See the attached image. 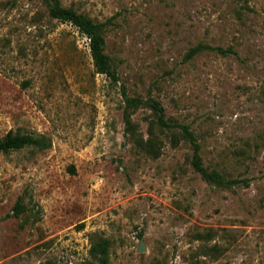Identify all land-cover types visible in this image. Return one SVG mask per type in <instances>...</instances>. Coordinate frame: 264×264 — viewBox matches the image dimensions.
I'll use <instances>...</instances> for the list:
<instances>
[{
    "label": "rangeland",
    "instance_id": "rangeland-1",
    "mask_svg": "<svg viewBox=\"0 0 264 264\" xmlns=\"http://www.w3.org/2000/svg\"><path fill=\"white\" fill-rule=\"evenodd\" d=\"M60 1L108 22L118 80L45 0H0V137L51 140L0 151V264H99L95 234L108 264H264V0ZM198 43L226 52L186 59ZM125 96L159 100L239 182H207L149 106L128 126Z\"/></svg>",
    "mask_w": 264,
    "mask_h": 264
},
{
    "label": "trees",
    "instance_id": "trees-1",
    "mask_svg": "<svg viewBox=\"0 0 264 264\" xmlns=\"http://www.w3.org/2000/svg\"><path fill=\"white\" fill-rule=\"evenodd\" d=\"M48 5L49 12L54 18H58L62 21L70 22L75 25L81 33L85 34L89 38L90 51L93 57L95 69L97 72L106 74L113 80H118L116 70L113 68V63L110 55L105 51L106 38L105 32L107 29V21H96L91 16L79 12L73 6H64L60 0H45ZM210 49L225 53L226 50L223 47L212 46L209 44L198 43L191 47L186 53L185 58L191 59L199 52ZM127 95V94H125ZM126 108H125V121L128 126L132 124L131 115L133 109L141 104H145L152 108L157 115V124L163 128L170 130L179 129L181 137L190 142L193 148V154L191 163L194 169L199 172L202 177L209 182L221 187H231L239 182V179L227 177L223 172L218 169H210L203 162V156L201 153L202 145L198 140L196 133L190 128L189 125L177 120L167 117L165 107L163 104L154 98H148L147 100H141L137 97L125 96ZM51 140L46 135H34L31 133H19L9 131L5 136L0 137V151L10 152L12 150L21 149L27 146H36L40 149H46L50 147ZM149 151L154 153V156H159V149L154 143H150ZM15 211L20 214L25 210V205L18 202L15 205ZM110 247L111 240L104 236L93 235L91 238L90 253L93 259L99 264H108L110 262Z\"/></svg>",
    "mask_w": 264,
    "mask_h": 264
},
{
    "label": "water",
    "instance_id": "water-1",
    "mask_svg": "<svg viewBox=\"0 0 264 264\" xmlns=\"http://www.w3.org/2000/svg\"><path fill=\"white\" fill-rule=\"evenodd\" d=\"M140 241H141V242H140V245H139L138 251H140V252H144V251L147 250L146 244H145V242L143 241V239L140 240Z\"/></svg>",
    "mask_w": 264,
    "mask_h": 264
}]
</instances>
